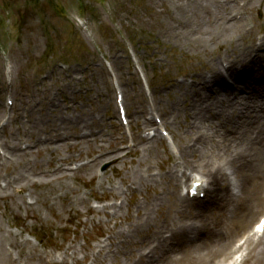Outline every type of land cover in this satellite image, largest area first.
I'll use <instances>...</instances> for the list:
<instances>
[{"label": "rangeland", "instance_id": "obj_1", "mask_svg": "<svg viewBox=\"0 0 264 264\" xmlns=\"http://www.w3.org/2000/svg\"><path fill=\"white\" fill-rule=\"evenodd\" d=\"M168 9L163 0H0V140L15 143L23 139L16 153L19 149L22 153L29 151L27 159L33 167L43 163L42 171L53 169L60 157L69 175L66 187L15 184L10 191L22 199L16 206L0 200V246L17 264L127 263L128 255L117 253V245L119 250L126 247L117 240L110 242L111 230L131 231L130 221L138 220L134 204L152 205L162 189L170 188L162 175L171 161L182 162L177 158V147L186 135L194 134L195 128L183 108L178 117L168 122L159 120L150 111L152 102L158 113L168 111L174 98H182L176 95L178 84L199 86L202 73H208L202 56H197L192 47H180L183 39L164 36L163 20ZM257 9L264 14L262 0L242 10L245 20L237 32L231 29L219 35L226 43L223 47H230L228 51L247 44L253 34L264 36V23L259 24L263 15L258 17ZM222 48L211 42L208 52L225 51ZM222 78V84L237 83L234 76L223 74ZM121 94L125 119L118 114ZM179 106L184 107V102ZM206 123L198 126L208 134ZM165 124L166 131L174 133L173 139L164 131ZM33 125L38 129L35 133ZM155 129L161 136L153 135ZM14 132L17 134L12 135ZM141 133L153 136L158 157L145 154L140 143L125 158V164L113 167L109 160L92 161L99 147L135 149L132 139L142 137ZM2 152L0 149V155ZM48 157L52 159L46 160ZM138 159L151 162L153 176L149 179L137 178L135 171L144 168V162L140 164ZM193 163L199 162L195 158ZM80 165L84 169L76 172ZM30 177L38 178L36 174ZM49 177L43 176L45 180ZM124 177L126 182L121 180ZM184 180L181 189L190 184V178ZM4 183L0 180L1 185ZM210 192H200L199 197L208 213L219 202ZM163 200L169 205L166 197ZM112 202L118 205L109 208L110 212L101 209L102 204ZM168 214L167 210L159 212L156 206L151 212L153 220ZM263 214L255 212L246 231ZM174 223L180 221L164 229L168 237L174 232ZM213 223L207 225L212 227ZM197 227L183 235L177 252L187 255L201 251L205 243L202 239L213 232ZM34 232L37 239L42 238L40 242L33 237ZM176 239L172 235L168 247H175ZM99 245L104 248L103 262L97 259ZM238 254H231L234 260ZM226 258L221 264L231 263V258ZM234 264H241L240 259Z\"/></svg>", "mask_w": 264, "mask_h": 264}, {"label": "bare ground", "instance_id": "obj_2", "mask_svg": "<svg viewBox=\"0 0 264 264\" xmlns=\"http://www.w3.org/2000/svg\"><path fill=\"white\" fill-rule=\"evenodd\" d=\"M163 1L169 6L163 20L164 36H176L177 41L183 39L180 47H192L197 56H202L203 68L207 67L208 73H202L199 86L188 82L178 84L176 95L181 94L182 98L177 96L172 100V108L169 109L172 113L169 110L158 113L156 104L152 102L151 113L165 122L171 117H178V111L183 108L184 114L191 118L190 125L195 127L194 134L186 135L185 140H182L179 148L177 147L176 155L182 162L171 161L162 175L164 180L170 183V188L162 189L152 205L136 202L134 207L138 220L130 221L131 231L122 233L119 230H111L110 242L115 243L117 240V243L126 247L119 250L117 245V253L128 255L126 264H221L226 257L231 258L230 264H234L236 260L231 254L236 252L239 253L241 264H264V232L258 234L253 228L246 231L255 212H264V36L253 34L247 44L229 51L227 49L230 47H223L226 43L220 39V36H224L231 29L235 32L239 30L245 20L242 10L256 0H242V3L233 0V4H229L232 0ZM262 5L264 8V0ZM260 14L264 16L261 9H257V16ZM263 16L259 24L264 23ZM213 25L215 30L211 27ZM211 42L217 45L218 49L223 47L224 53H209L208 45ZM216 60L220 61L216 63ZM223 62L226 64L223 65ZM239 72L242 74H238ZM223 74L231 78L234 76L237 83L222 84ZM121 100H124L123 94ZM153 100L151 97V101ZM180 101L184 102V107L179 106ZM202 120L207 122L204 127H208V134L198 126L205 123L201 122ZM165 125V129L160 130L166 131L168 127ZM37 130V126L33 125L32 133ZM141 134L142 137L132 139V144L137 146L142 143L145 154L158 157L159 150L153 145V136L148 133ZM168 134L172 139L175 137L173 132ZM153 135L161 136V133L155 129ZM156 138L159 141L160 137ZM19 140L15 143L0 140V149L4 155H0V180L5 182L4 185L0 184V200H8L11 206L18 205V200H22L10 191L15 184H26L30 187L35 184H58L60 187H66V180L69 178L68 166L61 163L60 157L56 158V166L53 169L46 168L42 171L43 163H36L33 167L32 161L27 159L29 151L22 153L19 149L20 153H16L19 143L25 142L23 139ZM137 149L138 146L126 151L105 150L99 147V154L92 161L96 163L109 160L112 162L111 166L115 167L120 162L125 164V158ZM172 149L174 151V148ZM56 155L58 156V152ZM188 156L194 161L196 158L199 163H193ZM50 159L52 158H46ZM138 161L140 164L144 162V168L135 171L137 178L149 179L148 176H153L151 162L144 159ZM87 165L88 162L84 166ZM84 166L76 167V172L83 170ZM34 174L38 176L37 179L30 177ZM42 175L50 177L45 180ZM184 178H190L186 190L181 189V185L186 181ZM121 180L126 182L127 177ZM194 182H200V185L193 195L191 188ZM109 184L113 188L116 187L111 181ZM205 190H211L210 193L219 200L216 208L210 213L205 211L206 206H202L203 201L199 198L200 192ZM163 197L169 200V205H165ZM117 205L116 202L102 204L101 209L109 211V208H115ZM154 206L159 212L167 210L170 214L153 220L151 212ZM262 216L264 217V214ZM175 221L180 223L172 225L174 232L168 237L163 233L164 229ZM210 221L215 222L212 227L207 225H210ZM258 223L259 219L256 224ZM196 226L205 230L208 227L213 232L202 239L205 243L202 244L201 251L187 255L177 252V248L183 243V235ZM172 235L173 239L177 238V243L175 247L170 248L168 245L171 242L168 239ZM237 241L239 245L236 244ZM103 252V246L99 245L97 259L100 262L104 260ZM2 261L5 264H17L10 253L0 246V262ZM115 264L120 262L115 260Z\"/></svg>", "mask_w": 264, "mask_h": 264}]
</instances>
